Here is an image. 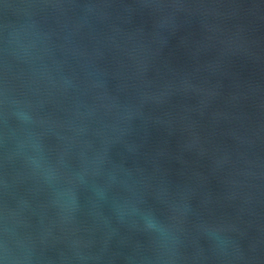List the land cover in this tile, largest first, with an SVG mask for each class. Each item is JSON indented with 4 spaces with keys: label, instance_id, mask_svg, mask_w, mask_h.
I'll use <instances>...</instances> for the list:
<instances>
[{
    "label": "water",
    "instance_id": "water-1",
    "mask_svg": "<svg viewBox=\"0 0 264 264\" xmlns=\"http://www.w3.org/2000/svg\"><path fill=\"white\" fill-rule=\"evenodd\" d=\"M0 264H264V0H0Z\"/></svg>",
    "mask_w": 264,
    "mask_h": 264
}]
</instances>
